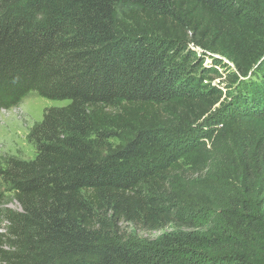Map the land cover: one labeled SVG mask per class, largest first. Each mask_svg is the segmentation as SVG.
I'll return each instance as SVG.
<instances>
[{
    "label": "trees",
    "instance_id": "trees-1",
    "mask_svg": "<svg viewBox=\"0 0 264 264\" xmlns=\"http://www.w3.org/2000/svg\"><path fill=\"white\" fill-rule=\"evenodd\" d=\"M30 94L68 103L0 163V264H264V0H0Z\"/></svg>",
    "mask_w": 264,
    "mask_h": 264
},
{
    "label": "rangeland",
    "instance_id": "rangeland-1",
    "mask_svg": "<svg viewBox=\"0 0 264 264\" xmlns=\"http://www.w3.org/2000/svg\"><path fill=\"white\" fill-rule=\"evenodd\" d=\"M209 59L207 63H209ZM225 62L231 65L225 59ZM219 81L216 80V83ZM68 101H51L43 97L38 96L37 94H30L24 98L21 103L12 109L9 110H0V163L4 162L8 158H22V159H32L35 155V147L28 142L27 135L29 130L34 126L37 121H40L43 117L45 109L55 107V106H64ZM208 182V181H207ZM201 182H196L195 192H203L204 189L211 191L210 193L215 197L220 195L217 194L219 186L214 182L210 184L205 183L203 185ZM5 199L8 203V206L11 208H18V204L13 199L10 193H6ZM133 231L138 235V237L145 240H158L159 242L175 241L180 234L175 227L170 226L166 229L160 231H141L136 228ZM209 231L218 232V233H230L231 230L224 226L213 225L209 227ZM259 254L264 255V250L259 251Z\"/></svg>",
    "mask_w": 264,
    "mask_h": 264
}]
</instances>
